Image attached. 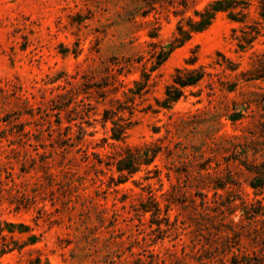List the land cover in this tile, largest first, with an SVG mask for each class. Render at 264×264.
I'll return each instance as SVG.
<instances>
[{"label":"rangeland","instance_id":"374dc122","mask_svg":"<svg viewBox=\"0 0 264 264\" xmlns=\"http://www.w3.org/2000/svg\"><path fill=\"white\" fill-rule=\"evenodd\" d=\"M212 1L0 0V264H264V38L172 50Z\"/></svg>","mask_w":264,"mask_h":264},{"label":"trees","instance_id":"16d2710c","mask_svg":"<svg viewBox=\"0 0 264 264\" xmlns=\"http://www.w3.org/2000/svg\"><path fill=\"white\" fill-rule=\"evenodd\" d=\"M184 12L185 11L177 13L183 14ZM219 14H224L229 21L239 25L238 28L234 29V34L236 35L238 32L241 33L240 36L235 37V40L238 41V47L241 51L246 50L248 47L252 48L254 43L259 38H264V0H213L212 3L204 10L196 13L197 20L188 24V28H185L182 24H179L177 36L173 42L172 50L183 46L191 39L192 34L202 33L209 29ZM170 52L171 51L162 50L160 53V60L158 62L159 66L166 61ZM218 56L222 58L223 62L217 60L216 65L223 68V70L226 72H236L237 68H233V64L229 59H227L223 54H219ZM214 77H216L215 74L206 72L205 66L177 70L172 83L166 89L164 107L171 108V106H173L183 97L184 89L197 87L205 79L208 80V87L210 91H213L214 84L216 83ZM218 82L220 83L219 80ZM121 136L122 133L120 130H117L114 132L113 139L119 141ZM151 155L152 157L150 162H153L157 158L158 154L152 151ZM144 156L149 158V152L146 151ZM126 169L129 168H124L121 165L118 166V171L121 173ZM129 173L132 172L129 171ZM250 185L252 188L256 189L257 187H263L264 182H251ZM143 211L148 212L146 209ZM8 226L11 229L10 230L7 228L8 233L15 235L16 230L13 229L14 225L8 224ZM4 231V228H2V225L0 224V236ZM18 233L22 234L25 232L20 231ZM29 242L30 245H35L38 243V239L35 236H30ZM3 247L6 248L7 246L5 245ZM5 248L0 250V258L3 255L13 251L6 250ZM33 264H41V259H35Z\"/></svg>","mask_w":264,"mask_h":264}]
</instances>
